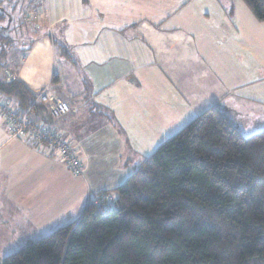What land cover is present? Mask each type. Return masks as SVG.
Wrapping results in <instances>:
<instances>
[{
    "label": "crops",
    "instance_id": "0c3cea01",
    "mask_svg": "<svg viewBox=\"0 0 264 264\" xmlns=\"http://www.w3.org/2000/svg\"><path fill=\"white\" fill-rule=\"evenodd\" d=\"M179 5L180 0H47L45 9L44 0H33L31 17H41L51 30L62 26L61 56H69L64 62H70L72 67L67 74L61 61L59 70L53 69L42 81L28 78L30 85L20 80L22 67L19 71L11 69L16 62L12 53L1 63L4 68L0 70V82L17 79L31 92L37 85L51 84L71 111L54 121L48 107L41 105L34 119L73 141L85 172L83 177H75L58 157L38 145L10 138L0 123V201L4 210H14L12 216L19 215L21 223L27 221L32 229L35 213H42V218L49 215L53 221L56 218L59 224L63 220L64 226L75 223L88 202L125 183L138 168L139 161L134 162L141 151L134 142L136 137L130 135L131 123L126 114H144L158 99L172 106L176 120L183 116L194 118L217 105L199 102L204 100L199 85L204 64L194 70L185 56L174 58L163 68L158 65L166 55L155 44L160 30L156 25L168 23L171 11ZM73 34L84 42L80 49L71 48L67 54L64 49ZM147 35L149 38H144ZM89 36L92 40H87ZM24 59L21 57V61ZM260 79V89H264V74ZM256 98L261 104L258 108L264 107V93ZM220 99L223 100L220 97L214 101L220 103ZM199 104L203 105L201 109ZM230 105L221 107L236 117L237 106ZM144 115L151 124L152 113ZM240 123L237 126L242 133ZM110 153L115 154L109 157ZM27 213H31L29 219L33 223Z\"/></svg>",
    "mask_w": 264,
    "mask_h": 264
},
{
    "label": "trees",
    "instance_id": "16d2710c",
    "mask_svg": "<svg viewBox=\"0 0 264 264\" xmlns=\"http://www.w3.org/2000/svg\"><path fill=\"white\" fill-rule=\"evenodd\" d=\"M245 2L264 20V0ZM1 7L0 29L12 17ZM0 92L22 109L34 99L17 79L1 81ZM106 196L108 210L91 200L77 222L1 264H264V130L245 137L221 107L203 111L96 199Z\"/></svg>",
    "mask_w": 264,
    "mask_h": 264
},
{
    "label": "rangeland",
    "instance_id": "374dc122",
    "mask_svg": "<svg viewBox=\"0 0 264 264\" xmlns=\"http://www.w3.org/2000/svg\"><path fill=\"white\" fill-rule=\"evenodd\" d=\"M180 1L181 5L170 13V21L168 23L166 21L165 25H156V28L162 31L159 30L154 41H157L155 44L160 48L161 54L166 55L158 65L163 68L174 61V58H185V56L189 57L188 64L193 66L194 70L197 65L201 67V64H204L206 67L202 68L203 73L199 82L204 91V103L202 100L199 102L203 105L215 102L218 107H224L225 103L237 106L236 117L235 113H229V116L235 125L241 122L242 134L245 137L263 131L264 107L258 108L261 104L256 97L264 93V89H260V77L264 74V20H259L255 16L245 0ZM32 3L33 0H6L0 4L1 11L5 9L12 15L1 24L0 55L3 56L0 57V63H3L7 55L13 53L16 62L11 69L19 71L22 67L20 80L28 83V78L42 81L53 69L58 71L61 61L67 74L72 67L70 62H64L69 56H61V39L64 37L62 35L64 33H60L62 26L51 30L41 17L37 19L31 17L29 11ZM44 3L46 9L47 0H44ZM175 17L180 20H175ZM46 20L48 22V17ZM9 27L10 29L6 30ZM147 37L149 38V35L144 36ZM202 38L205 41H202ZM87 40H92V37L89 36ZM83 42L78 34H73L72 39L69 38V42L65 44L67 49L64 50L69 54L71 48L80 49ZM148 44L152 46V43ZM23 56L25 59L21 61ZM213 64L215 65L212 67ZM16 66H19L18 69ZM45 86L34 87L33 95L37 96ZM53 93L56 95L54 91ZM220 97L223 100L220 99V103H216L214 100ZM203 105L199 104L198 108L201 109ZM148 112L152 113L151 124L144 115ZM143 113L132 117L126 114L127 121L131 123L130 135L136 137L134 142L141 151L139 154L141 157L137 156L134 162L139 161L138 168L163 143L198 116L194 118L183 116L176 120L172 106L160 99L152 102L149 109ZM34 115L36 116V111L32 114V122L37 124L40 121L35 120ZM258 115L262 117L259 118ZM125 132L128 135V130ZM113 154L115 153H110L108 156L111 157ZM2 204L0 201V264L4 258L19 251L28 242L41 239L65 225L62 219H60L62 223L59 221V224L56 223V218L53 221V217L48 218L49 215L42 218V213H35L33 217L35 225L32 229L27 221L21 223L19 215L12 216L14 210L10 211L9 217V210H4ZM26 216L30 220L32 215L27 213ZM61 217H63L62 213ZM30 222L33 223L32 220Z\"/></svg>",
    "mask_w": 264,
    "mask_h": 264
},
{
    "label": "built area",
    "instance_id": "2783aa9c",
    "mask_svg": "<svg viewBox=\"0 0 264 264\" xmlns=\"http://www.w3.org/2000/svg\"><path fill=\"white\" fill-rule=\"evenodd\" d=\"M40 104L48 107L54 121H58L71 111V106L53 93L51 84L42 88L26 109H22L16 100L0 92V123L3 124L10 138H19L24 143L38 145L46 152L58 157L72 175L83 177L85 165L73 141L47 124L32 122V114ZM112 201V196H106L94 202L99 210L105 211L109 209Z\"/></svg>",
    "mask_w": 264,
    "mask_h": 264
}]
</instances>
